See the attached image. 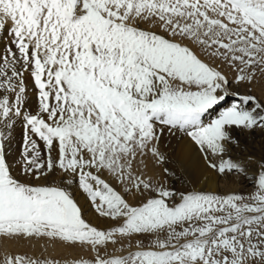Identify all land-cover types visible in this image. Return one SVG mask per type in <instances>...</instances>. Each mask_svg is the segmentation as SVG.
<instances>
[{
	"label": "snow or ice",
	"instance_id": "obj_1",
	"mask_svg": "<svg viewBox=\"0 0 264 264\" xmlns=\"http://www.w3.org/2000/svg\"><path fill=\"white\" fill-rule=\"evenodd\" d=\"M0 45V239L95 253L75 264H264V158H234L230 131L264 133V103L238 91L264 76V0H0ZM165 135L253 190L197 187L167 167ZM73 184L111 226L86 220Z\"/></svg>",
	"mask_w": 264,
	"mask_h": 264
},
{
	"label": "bare ground",
	"instance_id": "obj_2",
	"mask_svg": "<svg viewBox=\"0 0 264 264\" xmlns=\"http://www.w3.org/2000/svg\"><path fill=\"white\" fill-rule=\"evenodd\" d=\"M0 47H2V45H0ZM25 80L29 85V107L31 108V110L35 111V90L34 88H32L31 77L28 73H25ZM238 91L242 94H248L246 91H240L239 87ZM260 94V98L261 100H263L264 90ZM233 100L234 98H229L228 102L224 104V107L229 106V104H231ZM219 110L220 109L218 108L215 112H210L205 117V119L210 120L212 118H215V115L218 113ZM230 131L232 137L234 138V141H238V145H236L232 151V156L234 158L239 160H246L247 158L251 157L254 162L262 159V157L258 159L254 157V149L259 148L261 152L264 150V133L257 130L254 134H252L246 130H241L237 128H233ZM22 137V125L17 123L13 133V143L10 149L8 150L10 160L19 158L20 151L16 147V144L19 138ZM161 150H166L170 159H173L174 165L172 167L170 165L171 168H174L180 175H190L193 183H195L196 186L200 187L201 189L222 192L223 189H250V187H252V185L249 183V180L244 179L242 176H229L227 180H221L214 170L208 168L200 153L196 151L195 146L191 143L190 140H188L187 137L178 138L169 137L165 135V137L162 139ZM146 171L147 175L152 176L155 179L156 177H158L161 168L153 166L151 159H149L148 168ZM205 177L207 179H205ZM174 181L176 180H173L172 182ZM177 184L182 185L180 182H178ZM72 191L75 198L78 200L79 204L84 209L86 220H88L93 225L101 228H108L113 224L112 221L98 217V215L91 209L85 195L78 189V186L76 184H73ZM55 245L56 244H50L46 239L31 241L0 239V255L3 252H8L10 254L14 252L17 253L20 249H26L30 251L36 250V253L39 254L41 251L40 248L44 252L54 254V252L59 248L58 247L55 249ZM60 249L63 250L61 247ZM57 251H59V249ZM37 254L35 256H37Z\"/></svg>",
	"mask_w": 264,
	"mask_h": 264
},
{
	"label": "rangeland",
	"instance_id": "obj_3",
	"mask_svg": "<svg viewBox=\"0 0 264 264\" xmlns=\"http://www.w3.org/2000/svg\"><path fill=\"white\" fill-rule=\"evenodd\" d=\"M224 71L228 72L230 78L235 76L236 73L232 72L230 69H224ZM256 85V86H255ZM252 86V87H251ZM251 90L249 92L248 88L249 86L241 84L239 85V90L240 91H246L248 94H251L253 96H256L261 103H264V99L261 100L260 98V93H262V91L264 90V76L261 75H257L256 78V82L253 83V85H251ZM261 86V87H260ZM256 87V88H255ZM232 98V97H230ZM21 143H22V138H19V140L17 141L16 147L19 149V151L21 150ZM259 148H255L254 149V157L255 158H264V150L261 152ZM257 151V152H256ZM174 165L173 163V159H170L167 167L171 168ZM158 168H161V171L158 175L159 178H163V171H162V167L163 166H157ZM174 169V168H173ZM175 170V169H174ZM156 177V178H158ZM175 187L177 189L183 190V185H179L177 184L178 181H174L172 182ZM253 190V187L246 188V189H223L222 194H226V193H230V192H250ZM50 244H56L55 245V249L58 248L59 251H55L54 254L48 253V252H44L41 248H40V253L37 254L36 250L30 251V250H26V249H20L18 250L19 252L17 253H12L13 255L15 254H26L30 257L36 258V259H40V260H51V261H56L59 262V264H75V262L80 261V260H84V261H92L95 257V253L87 247H81L79 245L77 246H67L65 244H62L60 242H54V241H49L47 240ZM59 243V244H58ZM63 247H62V246ZM124 246L125 250L124 251H120L119 249ZM60 247L63 249L61 250ZM112 247V248H111ZM35 249V248H34ZM129 250H134V249H127L126 247V242H123V244H117L115 246L109 244V246L106 249V252L108 253L109 256H120V255H127ZM30 251V252H29ZM105 252L104 249H101V254L103 255ZM77 253V254H76ZM6 254H10L8 252H3L0 255V261H3L4 257ZM37 254V256H35ZM79 254V255H78Z\"/></svg>",
	"mask_w": 264,
	"mask_h": 264
}]
</instances>
